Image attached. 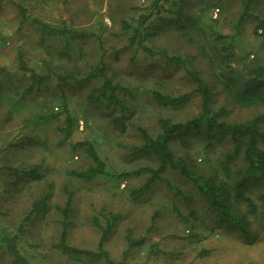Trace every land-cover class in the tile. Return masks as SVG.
Wrapping results in <instances>:
<instances>
[{
    "label": "rangeland",
    "instance_id": "1",
    "mask_svg": "<svg viewBox=\"0 0 264 264\" xmlns=\"http://www.w3.org/2000/svg\"><path fill=\"white\" fill-rule=\"evenodd\" d=\"M246 2L171 0L156 14L151 0H0V264H12L3 244L12 238H18L17 247L29 264H264V191L254 178L243 189L247 201L237 199L236 204L229 199L244 218L247 239L239 228L221 225L196 187L168 166L147 192L132 194L150 177L146 168H159L153 156H132L133 148L142 144L139 129L156 136L158 120L182 123L201 111L187 70L208 85L210 106L220 111L221 121L264 117V107H239L221 85L222 75L246 79L249 69L264 65V47L254 33L258 28L260 34L264 0H248V8ZM19 6L25 9V20ZM215 8L217 19L212 18ZM143 17H148L145 44L154 50L152 57L126 49L123 23L135 26ZM34 19L75 31L69 37L70 47L65 48L59 36L42 35L32 24ZM18 51L24 52L29 69L48 75V64L53 73L46 87L32 90L36 104L29 102L20 109L15 108L16 95L31 82L29 75L17 70ZM168 57L180 58L185 66L169 62ZM101 59L107 76L121 87L119 97L127 108L112 118H106L102 107L89 98L96 82L59 84L55 77L70 72L80 78ZM155 92L188 99L177 108H163L153 100ZM63 105L78 122L66 142L57 131L64 119L58 115ZM40 115L46 118L38 121ZM20 142L22 147L12 149ZM81 143L91 144L105 163L90 179L80 175L95 167ZM259 145L264 150V141ZM171 149L190 170L216 181L229 182L225 175L234 178L245 166L241 155H231L228 136L209 137L203 129L175 136ZM41 161V180L29 182L28 188L19 177L21 170ZM48 185L52 193L47 209L18 228L31 201ZM104 231L107 236L100 248ZM101 251L105 256L97 255Z\"/></svg>",
    "mask_w": 264,
    "mask_h": 264
},
{
    "label": "trees",
    "instance_id": "2",
    "mask_svg": "<svg viewBox=\"0 0 264 264\" xmlns=\"http://www.w3.org/2000/svg\"><path fill=\"white\" fill-rule=\"evenodd\" d=\"M245 3L246 8H248V0ZM171 0H151V8L156 14L164 11L166 4H169ZM173 6L176 4H172ZM19 9V14L23 20L27 17L25 15V9L21 6L17 7ZM148 17L141 18L138 25H128L123 23L122 29L128 35V44L126 49L135 48L137 51H142L149 57L155 55L154 50L147 48L146 46V36H147V26L146 22ZM32 24L38 27L39 32L42 35L48 36H59L64 42L63 46L65 48L70 47V36L75 35V31H70L68 29L54 28L40 20H32ZM260 34H257L258 28L254 31L255 35L261 38V47H264V20L261 22ZM259 28V29H260ZM219 39V38H218ZM220 49H217L219 52ZM159 53V52H156ZM164 53V52H162ZM169 62L174 64L176 61L177 65L185 66V63L180 58L175 59V57H168ZM17 70L23 75H29L30 85L16 95L15 108H25L30 103L36 104V97L30 96L34 87L38 90L42 87H46L51 81V75H53L52 68L46 64L49 71L48 75L37 74L34 69H29L26 63V57L24 52L18 51L16 56ZM227 64V63H226ZM227 66V65H226ZM2 68H0V72ZM232 71V70H231ZM187 74L194 80L196 85L195 92L199 94L201 101V111L185 122L172 123L167 119L158 120V126L160 132L156 136L150 135L144 129H139L140 136L142 138V144L132 150V156H153L159 163L158 169L146 168V172L150 173V177L146 182L132 194L134 196H141L147 192L153 182L158 180L159 172L164 166H168L172 171L177 172L181 177L190 181L197 189L198 193L207 202L209 207L216 213V219L221 225L233 226L239 228L243 238L247 239L249 232L246 230L244 223V218L238 215L234 209L230 206L229 199L233 198L234 203H238V200H245L243 197V189L249 179L254 178L255 183L264 191V150L260 147V142L264 141V117L262 115L256 116L248 121L239 123H228L220 120V111L216 112L210 106L211 102V92L208 85L200 78V76L192 71L187 70ZM249 77L242 78L241 76H234V74L226 75L221 78V85H223L224 92L232 98V100L241 108H253V107H264V65H258L254 68L249 69ZM56 80L59 84H65L68 81H74L80 86L90 85L96 82L98 86L92 88L89 93V98L96 102L102 107V112L106 118H112L113 113L118 111L121 115L126 111V106L123 100L119 97V92L121 87L119 84L109 78L106 74V66L103 60L93 66L89 72L80 78H77L74 73L56 74ZM155 103L163 108H177L184 104L188 99V95H183L177 98H170L168 96L161 95L160 93L152 94ZM61 112L58 115H64V119L61 126H58L57 131L62 136V141H68L74 134L78 127L77 120L73 119L67 110V106L63 105L61 107ZM120 115V116H121ZM119 116V118H121ZM56 117V115L54 116ZM43 118L40 115L37 120L40 121ZM49 118V117H47ZM118 121H113L112 123L118 125L119 127L124 126L122 122L119 124ZM203 129L207 136H218L225 137L228 136L232 143V156H242L245 166L242 170L236 171L234 178L226 176L225 178L229 182L221 180L216 181L214 177H203L202 175L195 173L190 170L186 161L182 158H177L172 149L171 142L175 136L180 137L188 132H198ZM29 144L32 143V139L28 138ZM23 142L9 145L12 149L16 150L18 147H22ZM82 147H86V151L90 158L93 160L95 167L89 168L85 173L80 174L81 176L86 175L87 179L96 176L101 173L105 163L100 160L98 155L94 152L91 144L81 143ZM5 153V152H4ZM43 169V162H39L35 165L30 166L28 169H23L21 172V178L27 181V185L31 182L41 180V173ZM145 170H140L145 171ZM223 173L229 174L228 170L222 169ZM18 173L17 171H15ZM138 173V172H136ZM17 176V179L19 180ZM251 177V178H250ZM30 182V184H29ZM166 187L173 191L175 194L179 192L173 188L168 182H165ZM52 185H48L36 198L31 201L28 211L21 219V224L18 228H23L25 224L29 223L36 216L40 215L47 209V205L52 193ZM70 199H67L66 205L63 208V217L66 218L68 215V206ZM20 229V230H21ZM107 231L103 232V236L99 243L100 248L105 241L107 236ZM62 241L64 239V233H62ZM18 238H12L6 240L3 244L5 246V252L12 259V264H29L27 260L23 257L20 250L18 249ZM64 245V244H62ZM79 254L91 257L95 256L94 253L90 251L74 250ZM105 256L101 251L100 255Z\"/></svg>",
    "mask_w": 264,
    "mask_h": 264
},
{
    "label": "built area",
    "instance_id": "3",
    "mask_svg": "<svg viewBox=\"0 0 264 264\" xmlns=\"http://www.w3.org/2000/svg\"><path fill=\"white\" fill-rule=\"evenodd\" d=\"M218 14H219V9L218 8L213 9V11H212V18L213 19H217ZM79 129L81 131L83 130V123L81 121L79 122Z\"/></svg>",
    "mask_w": 264,
    "mask_h": 264
}]
</instances>
